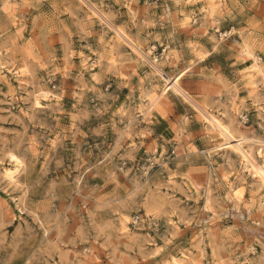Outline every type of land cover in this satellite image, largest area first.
I'll return each instance as SVG.
<instances>
[{
	"label": "rangeland",
	"instance_id": "374dc122",
	"mask_svg": "<svg viewBox=\"0 0 264 264\" xmlns=\"http://www.w3.org/2000/svg\"><path fill=\"white\" fill-rule=\"evenodd\" d=\"M87 2L0 0V264H264V0ZM153 61L254 142L251 171L189 99L140 114Z\"/></svg>",
	"mask_w": 264,
	"mask_h": 264
},
{
	"label": "bare ground",
	"instance_id": "6f19581e",
	"mask_svg": "<svg viewBox=\"0 0 264 264\" xmlns=\"http://www.w3.org/2000/svg\"><path fill=\"white\" fill-rule=\"evenodd\" d=\"M82 1L87 2L88 0H82ZM91 5H92L91 7L93 8L94 12L98 16V18H100L102 21H104L111 28L113 26L112 25V22L110 21L108 15L104 12V10L102 11V9H99L97 6H95L93 4H91ZM117 29H118V27H117ZM116 31H118L117 41H119L121 38H123L124 40H128V43L129 42L131 43V46L136 51V53L139 56V58L144 59V60H147L149 58L146 55L145 51L143 49H141V47L139 45L135 44V42H132L131 40H129L125 36L126 34L124 35V33L122 31H120V30H116ZM247 57H248V59H251L253 57L252 56V53L248 51L247 52ZM256 61L260 63V59L258 57H257ZM152 64H153L152 68L154 67V70H155L156 74H158L159 76H161L166 81V84L160 90L159 93L155 92V89L153 90V93L154 94L151 95V101H150V103L148 105H146V107H142V106H141L142 108L140 107L141 108L140 114L143 115V116H147L150 113L149 111L151 109H153V107L158 104L159 100L165 94H167L170 91H173L176 94H179V95L185 97L184 99H189L194 104V106L201 112V114L204 116V118L209 122V125L211 127H208V129H207L208 132L210 134L211 133H213V134L215 133L217 135V137L220 138V142H216L215 144H213V146H211L208 149V151L209 152L210 151H214L215 152V151H217L219 149L232 148L242 158L243 164H244V169L243 170H245V171L246 170H250L251 171L252 168H253L252 160H253L254 155H255L253 153V148H251V144H253L254 142L251 139H249L247 136H245V135L236 136L234 134L232 128L230 127V125H228V123L224 122L222 119H220V117H218V116H216V115L208 112L206 110L207 108L205 109L202 105H200L198 102H196L192 98V96H190L189 93L181 86V84H180V80H181L180 73H177L175 76L171 77L170 75L167 74V72L161 66H159L158 64H156L154 61L152 62ZM1 65H2V67L4 66L3 63ZM251 66L252 65H250L249 62H245L244 69H249ZM8 71L11 72L12 70H8ZM258 71L262 74V69L261 68L258 69ZM7 81L11 85L10 79H7ZM49 94H51V93H49ZM48 96H49L48 95V92L45 91V90H43V89H37V90H35L34 93H33V102H34V105L37 108L43 107L44 104H45L43 102V98H46ZM248 142H249V144H247ZM258 142H261V141H258ZM262 153H263V151H259L258 152V155L261 158L264 156V155H262ZM13 157H15V159H13ZM22 165H23L22 164V160L17 156V154H11L10 155V164H8V166H4L2 168L3 177L10 184L17 183V181H18V174H19V172L22 169ZM257 170H259V175L257 177H255V178L260 181L259 185L262 186V187H264V176H263L264 171H263V168H262L261 164H258ZM227 181H228V179H227ZM261 190H262V188H261ZM207 191H208V189H207ZM207 193H209V192H207ZM4 203H5V201H4ZM261 203L264 204V197H262ZM175 260H176V261H174L175 264H187L190 261L191 262H194V264H195L196 261H197L194 256L188 255V254H185L184 256H181L179 258H175ZM87 264H89V262Z\"/></svg>",
	"mask_w": 264,
	"mask_h": 264
},
{
	"label": "snow or ice",
	"instance_id": "6c2138e0",
	"mask_svg": "<svg viewBox=\"0 0 264 264\" xmlns=\"http://www.w3.org/2000/svg\"><path fill=\"white\" fill-rule=\"evenodd\" d=\"M13 159H15V157H13Z\"/></svg>",
	"mask_w": 264,
	"mask_h": 264
}]
</instances>
